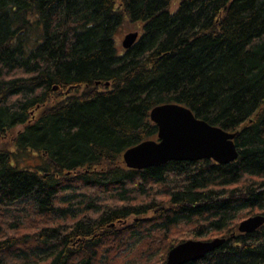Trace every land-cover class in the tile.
Masks as SVG:
<instances>
[{
  "label": "trees",
  "instance_id": "1",
  "mask_svg": "<svg viewBox=\"0 0 264 264\" xmlns=\"http://www.w3.org/2000/svg\"><path fill=\"white\" fill-rule=\"evenodd\" d=\"M173 2L0 0V145L22 127L0 146V264H105L108 243L165 264L200 236L226 241L183 264H264V225L237 230L264 214V0ZM125 20L142 32L118 51ZM168 102L237 131L238 158L127 167Z\"/></svg>",
  "mask_w": 264,
  "mask_h": 264
},
{
  "label": "water",
  "instance_id": "2",
  "mask_svg": "<svg viewBox=\"0 0 264 264\" xmlns=\"http://www.w3.org/2000/svg\"><path fill=\"white\" fill-rule=\"evenodd\" d=\"M139 32H130L123 39V46L132 47ZM57 89V87H55ZM150 119L157 125V139H147L129 147L123 159L129 168L145 169L160 166L172 160L196 161L212 159L219 164L235 161L239 150L235 143L237 131H229L197 117L187 106L179 103H163L154 106ZM264 225V214H256L242 220L240 233H249ZM226 238L211 240L188 239L173 246L165 264H183L205 257L220 247Z\"/></svg>",
  "mask_w": 264,
  "mask_h": 264
},
{
  "label": "rangeland",
  "instance_id": "3",
  "mask_svg": "<svg viewBox=\"0 0 264 264\" xmlns=\"http://www.w3.org/2000/svg\"><path fill=\"white\" fill-rule=\"evenodd\" d=\"M177 1L178 0H174L173 5H172L173 9L177 8V6H178ZM135 31H139L140 33L142 32V23H139V22L138 23H131L129 20H125V22L121 26L118 27V29L115 32V41L117 44L118 51L124 50V47L122 46V41H123L125 35L130 33V32H135ZM65 92H66V90H63L62 93H60V94L63 95ZM21 128H22L21 126L16 127L12 131L8 132L3 137H1L2 142H1L0 146L10 147L11 142H12V138L14 137L16 132ZM97 193L100 194L102 197H105V195L102 192H97ZM249 214H247L248 215L247 217L254 215V214H251V215H249ZM97 215L99 216L100 214H97ZM33 217H34V219H32V220H35V221L33 224H31L29 221V225H39L40 220H43V223H45L47 226H50V225H52V226H59V225L67 226L68 224H70V221L67 223V222H65V220H60V219L59 220L46 219L45 217H43V219H40L39 218L40 216L38 217L35 214L33 215ZM68 220L69 219H67V221ZM128 220H129V222L133 221L134 217H131ZM28 229H32V228L30 227ZM202 237H204V236H200L197 239L204 240ZM114 244H115V246L111 243H108V244H106V246L102 247L101 252H102L103 260L105 261V258H108V260H106L107 263L105 261V264H149V262H147L148 259L145 258L146 254L142 257V252H139L141 249L137 246V243L131 244L127 248H122L121 246L119 247V244L117 245V243H114ZM128 249H130V250L128 251ZM99 263L102 264L101 262H99ZM40 264H48V262H40Z\"/></svg>",
  "mask_w": 264,
  "mask_h": 264
},
{
  "label": "bare ground",
  "instance_id": "4",
  "mask_svg": "<svg viewBox=\"0 0 264 264\" xmlns=\"http://www.w3.org/2000/svg\"><path fill=\"white\" fill-rule=\"evenodd\" d=\"M168 103H170V102H168ZM172 103H175V102H172ZM205 120V119H204ZM208 122V121H207ZM211 124V123H210ZM213 125V124H212ZM147 140V139H146ZM144 141V140H143ZM177 245V244H176Z\"/></svg>",
  "mask_w": 264,
  "mask_h": 264
}]
</instances>
